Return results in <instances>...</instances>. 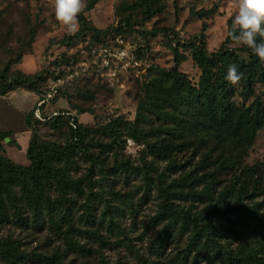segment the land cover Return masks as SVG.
Returning a JSON list of instances; mask_svg holds the SVG:
<instances>
[{"label":"trees","instance_id":"1","mask_svg":"<svg viewBox=\"0 0 264 264\" xmlns=\"http://www.w3.org/2000/svg\"><path fill=\"white\" fill-rule=\"evenodd\" d=\"M101 1L89 0L79 14L77 35L92 34L85 49L109 37L128 40L137 28L144 35L168 2L116 0L117 26L100 30L84 13ZM217 10H193L190 17L208 19ZM206 27L189 42L178 41L174 67L147 70L133 120L118 116L89 127L69 112L43 121L27 115L28 166L6 156L5 146L17 142L0 131V264H112L109 252L134 264H264V164H246L264 130V97L257 93L264 62L245 46L232 48L228 35L209 54ZM74 40L63 41L73 46ZM181 48L200 71L197 82L180 70L187 60ZM142 49L135 52L139 59ZM24 56L0 70L1 97L19 89L41 95L57 78L59 58L69 59L63 54L54 70L26 74L13 68ZM230 64L243 74L236 85L225 79ZM87 77L62 85L55 99ZM40 127L62 138L43 139ZM128 141L141 148L138 159L126 156ZM11 228L41 237L42 246L28 250L25 239L2 234Z\"/></svg>","mask_w":264,"mask_h":264},{"label":"rangeland","instance_id":"2","mask_svg":"<svg viewBox=\"0 0 264 264\" xmlns=\"http://www.w3.org/2000/svg\"><path fill=\"white\" fill-rule=\"evenodd\" d=\"M85 2L87 7L89 0ZM117 5L116 0H103L93 10L84 13V16L94 27L111 30L118 23L115 16ZM216 6L218 10L211 18L200 20L190 17L193 10H210ZM235 11L236 0H168L165 14L155 17L146 24L144 35L137 28L128 40L120 38L131 45L135 52L138 48H143L141 59L135 54L139 62L137 66L121 72L117 80L103 78L93 72L86 74L88 77L82 83L67 88L61 97L48 102L44 106L45 110L41 111L40 117L36 115L37 109H40L39 94L19 89L9 96H0V131L12 133L17 142V145L5 146L6 156L16 164L29 165L27 149L30 132L26 122L27 115L34 114V120L43 121L52 115L69 112L80 123L89 127L118 116L133 120L141 84L150 74L147 70L151 67H174L173 50L178 41L183 44L200 36L204 25L207 26L204 35L208 53L217 52L226 41L228 24ZM54 12V0H0V70L14 64L20 55L25 56L22 62L14 65L13 68L20 69L26 74L54 70L52 62L63 54H67L69 58L76 56L74 60L82 59V51L87 50L85 45L92 34L78 36L81 30L80 23L75 34H68L56 21ZM163 29L170 32L168 36L163 33L157 34ZM33 32H35L34 39H32ZM154 34L156 36H153ZM70 37L75 39L73 46H68L63 41ZM115 39L109 37L107 43ZM231 47L235 49L241 46L233 44ZM180 52L187 57V60L181 63L180 70L197 82L200 71L193 63L190 51L181 48ZM49 86L50 80L43 85V90ZM257 93L264 97V86H258ZM73 106L89 108L90 113L81 116L79 112L73 111ZM39 130L43 139L62 138L61 134L53 132L48 127H40ZM140 150L141 148L134 142L128 141L125 154L132 159H138ZM193 162H197V159ZM259 163L264 164V130L258 134L255 145L246 159L248 166ZM151 212L152 206L151 209L144 208L142 215H150ZM3 233L25 239L27 242L25 248L28 250L42 246L41 237L26 238V234L14 228L3 229ZM107 258L112 264L118 259L134 264L126 254L109 252Z\"/></svg>","mask_w":264,"mask_h":264},{"label":"clouds","instance_id":"3","mask_svg":"<svg viewBox=\"0 0 264 264\" xmlns=\"http://www.w3.org/2000/svg\"><path fill=\"white\" fill-rule=\"evenodd\" d=\"M85 7V0H54L55 19L68 34H75L79 29V14ZM228 36L264 62V0H236ZM242 75L235 64H230L225 79L236 85Z\"/></svg>","mask_w":264,"mask_h":264},{"label":"built area","instance_id":"4","mask_svg":"<svg viewBox=\"0 0 264 264\" xmlns=\"http://www.w3.org/2000/svg\"><path fill=\"white\" fill-rule=\"evenodd\" d=\"M134 48L128 45L124 40L116 38L107 44L98 47H91L82 51V59L74 60L69 58L66 63L59 58L60 67L56 72V79L50 80V86L43 90L38 102L36 115L40 117V110L48 102L54 100L58 94L59 88L72 82L86 74H99L103 78L117 80L116 78L123 71L129 70L132 66L139 64ZM61 72V74H60Z\"/></svg>","mask_w":264,"mask_h":264},{"label":"crops","instance_id":"5","mask_svg":"<svg viewBox=\"0 0 264 264\" xmlns=\"http://www.w3.org/2000/svg\"><path fill=\"white\" fill-rule=\"evenodd\" d=\"M19 70H20V69H19ZM31 74H33V73H31ZM34 74H35V73H34ZM25 91H26V90H25ZM28 92H29V91H28ZM11 93H12V92H11ZM31 93H33V92H31ZM9 95H10V93L7 94L6 96H9ZM44 110H45V109H44ZM41 111H43V109H41L40 112H41ZM29 132H30V131H29ZM14 139H15V138H14ZM29 140H30V137H29ZM15 141H16V140H15Z\"/></svg>","mask_w":264,"mask_h":264}]
</instances>
